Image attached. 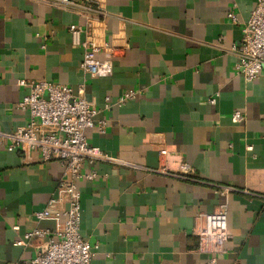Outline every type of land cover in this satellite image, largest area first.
I'll list each match as a JSON object with an SVG mask.
<instances>
[{
    "label": "crops",
    "instance_id": "0c3cea01",
    "mask_svg": "<svg viewBox=\"0 0 264 264\" xmlns=\"http://www.w3.org/2000/svg\"><path fill=\"white\" fill-rule=\"evenodd\" d=\"M256 5L0 0V131L29 122L19 108L30 93L22 80L68 86L98 108L97 122H107L104 133L94 128L86 135L109 160L86 164L98 178L80 184V231L95 253L92 264H209L214 257L216 264H264V70L253 81L235 70ZM92 24L99 45L106 44L97 59L113 65L107 77L82 69L84 50L69 31ZM131 90L137 97L116 105ZM235 112L244 114L242 122L232 121ZM182 164L192 168L188 176L181 177ZM62 175L58 161L2 143L0 264L37 256L43 239L14 243L33 229L54 228L35 214L56 197ZM220 186L235 191L224 197ZM225 202L231 239L226 253L214 256L200 251L198 233L202 215Z\"/></svg>",
    "mask_w": 264,
    "mask_h": 264
},
{
    "label": "built area",
    "instance_id": "2783aa9c",
    "mask_svg": "<svg viewBox=\"0 0 264 264\" xmlns=\"http://www.w3.org/2000/svg\"><path fill=\"white\" fill-rule=\"evenodd\" d=\"M62 6L79 7L92 0H40ZM228 17L237 22L234 12ZM75 46L84 50L83 70L93 76L107 77L112 74L111 60L99 61L97 54L106 48L97 42L94 24L89 27L72 25L69 28ZM236 73L248 81L255 80L264 70V0H257L251 17L243 28V39L237 54ZM21 86H29L30 93L19 103V108L28 112L29 122L17 130L6 133L0 131V146L8 142L11 150L28 149L38 151L48 161H58L63 167L59 180L57 195L47 206L35 214L38 222L51 221L53 229H33L23 238L17 240L16 246H26L35 238L43 239L37 256L17 264H92L94 251L82 238V190L81 183L94 181L98 172L85 170V165L93 166L98 161L109 160L100 148L89 144L86 132L97 128L104 133L107 122L96 121L98 108L84 97L75 96L72 88L46 81L27 83L20 81ZM46 95V96H45ZM138 92L131 90L119 97L116 105L122 106L134 100ZM109 101V99H108ZM212 100L211 103H214ZM106 104V108H110ZM244 120L242 112L232 116L234 123ZM252 150V147L248 148ZM161 156L169 155L168 150H161ZM164 169V168H163ZM164 171V170H163ZM192 168L182 164L181 177L188 176ZM234 188L220 186L217 192L228 197ZM204 227L198 233L199 249L214 256L226 253V245L231 239L228 225V203L211 214L202 215ZM19 230V227H15ZM214 257L209 264H216Z\"/></svg>",
    "mask_w": 264,
    "mask_h": 264
}]
</instances>
